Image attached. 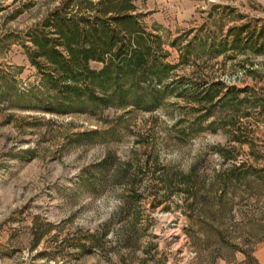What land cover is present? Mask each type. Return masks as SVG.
Returning a JSON list of instances; mask_svg holds the SVG:
<instances>
[{
    "label": "rangeland",
    "instance_id": "374dc122",
    "mask_svg": "<svg viewBox=\"0 0 264 264\" xmlns=\"http://www.w3.org/2000/svg\"><path fill=\"white\" fill-rule=\"evenodd\" d=\"M64 1L0 0V264L249 261L264 244V52L229 46L209 58L196 42L202 54L179 62L189 41L261 27L264 2L135 0L176 76L249 88L197 112L176 95L152 111L55 110L22 52ZM107 151L133 163L138 196L126 181L101 194L80 185L82 169Z\"/></svg>",
    "mask_w": 264,
    "mask_h": 264
},
{
    "label": "trees",
    "instance_id": "16d2710c",
    "mask_svg": "<svg viewBox=\"0 0 264 264\" xmlns=\"http://www.w3.org/2000/svg\"><path fill=\"white\" fill-rule=\"evenodd\" d=\"M144 16L135 0H65L29 32L31 46L25 45V49L38 73L36 85L49 92L55 110L86 111L91 105L94 109L152 111L168 96L176 95L195 103L194 109L201 112L249 90L224 86L216 79L176 76L177 64L167 61L169 53L162 36L148 27ZM229 33L231 38L217 40L210 34L189 41L181 50L179 64L202 54L196 42L206 46L209 58L229 46L264 52V24L259 28L243 24ZM93 133L85 132L83 137ZM132 167L133 163L118 162L114 153L107 151L82 169L80 185L90 194H101L106 182L126 181L129 195L138 196L136 182L129 178ZM136 170L140 172L141 166L136 165ZM123 204L122 209L126 202Z\"/></svg>",
    "mask_w": 264,
    "mask_h": 264
},
{
    "label": "crops",
    "instance_id": "0c3cea01",
    "mask_svg": "<svg viewBox=\"0 0 264 264\" xmlns=\"http://www.w3.org/2000/svg\"><path fill=\"white\" fill-rule=\"evenodd\" d=\"M239 1L240 0H238V5H239ZM248 1H250L254 5H258L260 1L264 2V0H248ZM243 2H245V0L241 1L242 4ZM27 42L29 43L28 46H31L30 41ZM22 59H23V63L29 65L31 72L34 74V77H36L38 75L37 70L33 65H31L28 55L26 53V49L23 50L22 52ZM242 264H264V244L260 245L253 253L249 255V261H246V263L243 262Z\"/></svg>",
    "mask_w": 264,
    "mask_h": 264
}]
</instances>
